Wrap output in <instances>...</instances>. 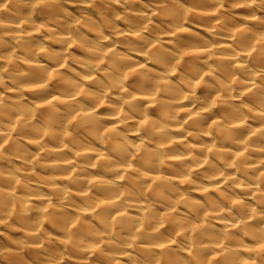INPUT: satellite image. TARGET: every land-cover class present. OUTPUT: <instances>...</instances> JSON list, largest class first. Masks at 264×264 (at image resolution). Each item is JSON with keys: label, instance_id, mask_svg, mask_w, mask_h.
<instances>
[{"label": "clouds", "instance_id": "9594fccd", "mask_svg": "<svg viewBox=\"0 0 264 264\" xmlns=\"http://www.w3.org/2000/svg\"><path fill=\"white\" fill-rule=\"evenodd\" d=\"M0 264H264V0H0Z\"/></svg>", "mask_w": 264, "mask_h": 264}]
</instances>
